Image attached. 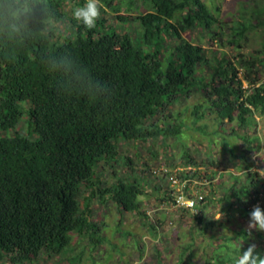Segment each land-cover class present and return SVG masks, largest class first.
I'll return each mask as SVG.
<instances>
[{
    "label": "trees",
    "instance_id": "1",
    "mask_svg": "<svg viewBox=\"0 0 264 264\" xmlns=\"http://www.w3.org/2000/svg\"><path fill=\"white\" fill-rule=\"evenodd\" d=\"M66 1L50 0L60 23L68 22L64 34L56 26L41 32L39 10L37 22L30 25L33 35L21 39L0 34V264H40L42 259L61 255L71 244V233L82 237L98 229L93 222L95 202H113L121 213H140L149 179L118 176L120 165L135 171L134 160L121 150L128 144L182 141L180 134L189 129L188 121L196 124L210 109L199 104L193 107V117H184L183 112L164 114L191 93H205L209 99L216 96L211 106L218 120L235 121L242 129L254 125L255 115L264 116V81L259 74L263 59L258 64L242 59L244 72L239 79L237 67L225 65L215 50L180 35V30L199 29L216 46L239 50L253 27L247 21L228 26L224 37L215 3L133 0L130 5L127 0H102L112 14L120 11L121 2L125 14L111 26L101 9L95 27L86 29L64 11ZM83 3L80 0L76 6ZM134 11L137 16L131 17ZM65 50L74 57L57 66L53 58ZM208 52L215 62L210 81L199 76L203 68H210ZM41 58L48 64L41 65ZM96 81L105 87H98ZM242 139L254 140L246 135ZM184 158L182 165L192 169L190 155ZM242 160L248 174L242 186L232 184L219 198L212 183L204 199L196 201L193 211L199 214H192L193 221L203 222L200 214L217 197L223 205L220 211L230 217L239 213L242 218L256 206L259 195L264 197V158L261 165L251 157ZM106 166L117 179L111 185L104 181ZM212 168L210 174L189 169L180 176L193 182L217 176L222 180L220 169ZM149 172L168 182L166 174ZM231 179L239 181L238 176ZM168 185L165 200L173 206L176 197ZM249 200L250 208L244 205ZM226 246L227 250L214 253V264H232L240 254V244Z\"/></svg>",
    "mask_w": 264,
    "mask_h": 264
},
{
    "label": "rangeland",
    "instance_id": "2",
    "mask_svg": "<svg viewBox=\"0 0 264 264\" xmlns=\"http://www.w3.org/2000/svg\"><path fill=\"white\" fill-rule=\"evenodd\" d=\"M79 1H66L64 11L68 16L72 17V10L77 7ZM202 1L208 5L215 3L218 7L219 11L215 12V15L224 24V37L229 34L227 28L230 25L236 26V23L246 21L253 25L247 31L248 37L242 43V48L237 50L233 46L218 47L215 41L211 43L208 37L203 36L199 29L180 30L181 37L194 45H201L204 49L215 50L219 59H225V65L237 67L238 78L242 79L244 70L239 64L242 59L256 64L262 59L264 61V0ZM132 2L133 0H127L126 4L131 5ZM103 6L102 9L107 14L106 24L118 25L116 17L125 14L126 6L120 2V11L114 14L105 4ZM130 13L131 17L137 16V11ZM67 23L56 26L60 33L64 34ZM169 41L174 45V40ZM207 59L210 68H203L199 76L204 75L210 81V74L213 73L211 66L215 63L212 52L207 53ZM259 74L264 81V69H261ZM219 81L218 78L217 82ZM243 88H247V83L243 82ZM216 99V96L212 99L205 97V93H191L165 112L164 116L171 111L173 114L183 112L184 117H193L195 105L202 104L204 110L205 107L210 109L196 124L193 119L188 121L189 129L184 128L180 134L182 141L169 138L165 142L149 141L140 147L130 144L123 146L121 152L134 160L135 171L120 165L116 168L118 176L126 179L130 174H135L149 179L147 196L141 198V214L121 213L113 202H95L93 222L98 224V229H93L82 237L78 236V233H71V244L61 255L42 259L41 264H214L213 255L216 251L227 250L228 243L237 246L241 242V250L255 243L256 250L264 251V232L253 230L251 238L247 235L249 215L244 218L239 213L228 216L220 211L223 205L218 204L217 197V202L210 205L204 214H200L204 218L203 222H195L192 214L199 212L192 210L191 213H186L183 208L171 206L170 202L165 200L169 187L167 180L162 177L153 178L149 172L158 171L163 167L188 172L191 168L182 165L184 156L188 153L193 161V172L204 171L210 174L212 167L220 169L222 180L218 176L212 181L208 180L216 187L219 198L224 196V189L230 188L232 184L238 188L242 186L248 177L242 157H251L257 165H261L260 159L264 158V116L255 115L254 125L247 130L240 128L235 121L221 122L218 120L217 110L211 106V101ZM203 108L201 112H204ZM185 109L188 110L184 112ZM162 118L163 115L158 116V119ZM243 135L254 139L253 143H246L242 139ZM230 150L235 152L231 153ZM212 162L218 167L211 165ZM231 175L238 176L239 181L232 180ZM103 177L108 185L117 180L108 166ZM261 177L264 178V172ZM156 187L160 188L159 192ZM175 191L177 192V189ZM259 196L260 200H257L256 205L264 206V197L262 194ZM244 205L250 208L251 200L245 201ZM241 230L245 232L247 239H244L245 234L239 235Z\"/></svg>",
    "mask_w": 264,
    "mask_h": 264
},
{
    "label": "clouds",
    "instance_id": "3",
    "mask_svg": "<svg viewBox=\"0 0 264 264\" xmlns=\"http://www.w3.org/2000/svg\"><path fill=\"white\" fill-rule=\"evenodd\" d=\"M102 0H85L82 6L72 10V17L81 23L86 29H92L101 15L103 8ZM39 10L41 17L39 23L42 25L40 31L58 26L60 21L56 16L53 4L50 0H0V34H5L13 38L23 39L27 35H33L30 25L37 22L36 11ZM74 57L73 54L65 50L59 57L53 58V63L62 66L63 61ZM74 62V61H73ZM41 65L48 64L45 58H41ZM98 87H105L100 81H96ZM264 232V210L259 205L253 207L249 213V221L246 232L251 238L252 231ZM240 254L233 257L232 264H264V255L256 251L257 245L251 243L246 250H241Z\"/></svg>",
    "mask_w": 264,
    "mask_h": 264
},
{
    "label": "built area",
    "instance_id": "4",
    "mask_svg": "<svg viewBox=\"0 0 264 264\" xmlns=\"http://www.w3.org/2000/svg\"><path fill=\"white\" fill-rule=\"evenodd\" d=\"M156 172L166 174L170 186L174 190L177 189V192H174L176 202L175 205H173L176 208H188L193 210L196 201H202L204 199V196L208 193L209 184L211 185L207 179L202 181L199 179L193 182V179L183 178L180 176L182 170L178 171V169L171 170L163 167L155 171V173Z\"/></svg>",
    "mask_w": 264,
    "mask_h": 264
},
{
    "label": "crops",
    "instance_id": "5",
    "mask_svg": "<svg viewBox=\"0 0 264 264\" xmlns=\"http://www.w3.org/2000/svg\"><path fill=\"white\" fill-rule=\"evenodd\" d=\"M40 264H41V262H40Z\"/></svg>",
    "mask_w": 264,
    "mask_h": 264
}]
</instances>
